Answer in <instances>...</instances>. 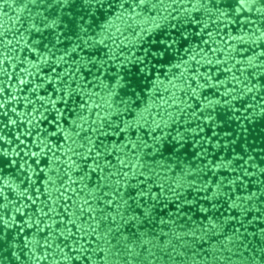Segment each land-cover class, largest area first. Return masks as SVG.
<instances>
[{
	"label": "water",
	"instance_id": "1",
	"mask_svg": "<svg viewBox=\"0 0 264 264\" xmlns=\"http://www.w3.org/2000/svg\"><path fill=\"white\" fill-rule=\"evenodd\" d=\"M70 3L0 0V264H74L61 249L80 264H264V3ZM94 126L124 146L112 163L130 185L104 189L115 202L77 241L71 224L46 227L45 196L22 195L35 188L13 153L43 141L39 167L63 176L61 145Z\"/></svg>",
	"mask_w": 264,
	"mask_h": 264
},
{
	"label": "snow or ice",
	"instance_id": "2",
	"mask_svg": "<svg viewBox=\"0 0 264 264\" xmlns=\"http://www.w3.org/2000/svg\"><path fill=\"white\" fill-rule=\"evenodd\" d=\"M35 2L43 3V0H35ZM48 2H51V0H48ZM261 2L264 3V0H261ZM69 6H71L70 0ZM73 26L74 21H69V30H71ZM0 29H2L3 32L5 31L2 25H0ZM10 45H12V41H8L7 44L0 43V48ZM73 51H75V49ZM59 59L63 60L64 57H60ZM3 62L4 57L0 59V73L4 71ZM209 63H211V61H209ZM208 83H211L210 76L208 78ZM21 84H23V81H21ZM71 94L70 90L65 93V95ZM193 95H196L194 90ZM209 107H212L211 102H209ZM214 110L215 108H213V111ZM193 113H195V109H193ZM206 114L211 123H214L215 121L212 120L211 112ZM31 123L32 121L30 120L29 124ZM57 123H59V121H57ZM211 123L208 125L209 128L211 127ZM81 127L83 126L81 125ZM203 127V125L198 124L195 130L196 133L199 134L203 130ZM30 131L29 129V134ZM114 131L123 134L122 129L117 128L114 129ZM89 132L90 134L86 135L85 144L77 145L75 140H72L71 143L67 144V147L61 145V147L64 148L62 155L67 157L65 161L67 167L64 169L65 175L63 176L60 175L59 171L53 176L49 174L51 169L49 172H45L44 169L39 167L40 158L46 154V151L50 150L49 146L43 141H40V151H32L29 153L24 150V140L20 139V151H14L13 153L14 156L20 157L18 167L22 178L28 182L30 188H35V199H33L31 195H28L26 191L22 193V195L26 196L32 204L40 200L41 196H45L46 198L41 200L43 207L38 208L37 211L44 217H51L52 223L46 225V227L51 228L53 225L59 227L62 223L71 224L78 230L79 235L76 236L77 241L83 239L86 235H96L97 227L92 223L97 219V207L95 205H98L102 201L106 205L115 202L114 199L107 196L104 189L106 187L111 188L114 194L119 195L121 176L126 182L125 186L128 187L130 185V181H128L129 173L123 171L127 161L118 159V168L117 165L112 163L113 154H116L117 157L119 156L118 146L121 148L124 146L120 145V141L117 140L112 143L110 148L109 145L105 143V139L111 138L108 136L104 127H90ZM70 139V137H65L66 141ZM53 159H57L54 153ZM30 160L36 164V168L31 166L29 163ZM12 163L17 162L13 160ZM137 167H139V165H137ZM113 169L117 170L114 172ZM41 173H43V176ZM131 175L136 177L138 174L133 170ZM33 177H35V180ZM113 177H116V179L113 180ZM41 180L44 181L42 188L36 187L37 184L41 183ZM93 183L95 185L94 188L90 187ZM76 185L80 187L77 188L75 187ZM85 189H88L90 196L85 195L81 198V193L84 192ZM143 194L144 190L141 189L140 195L143 196ZM149 195H151V193H149ZM121 199H123V197H121ZM45 209H47V211H45ZM61 209L67 214L65 219H57V213ZM69 209H71V211H69ZM17 211H19V209H17ZM71 235L72 233L69 231L68 236ZM84 247L85 245H80L81 249ZM60 255L65 261L71 259L74 264H80V259L77 256L73 255L70 257L62 249L60 250Z\"/></svg>",
	"mask_w": 264,
	"mask_h": 264
}]
</instances>
